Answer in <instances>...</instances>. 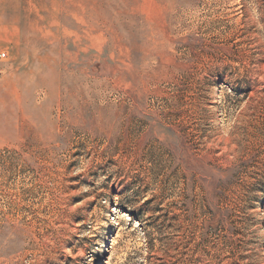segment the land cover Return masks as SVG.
<instances>
[{"label":"rangeland","instance_id":"374dc122","mask_svg":"<svg viewBox=\"0 0 264 264\" xmlns=\"http://www.w3.org/2000/svg\"><path fill=\"white\" fill-rule=\"evenodd\" d=\"M0 264H264V0H0Z\"/></svg>","mask_w":264,"mask_h":264},{"label":"built area","instance_id":"2783aa9c","mask_svg":"<svg viewBox=\"0 0 264 264\" xmlns=\"http://www.w3.org/2000/svg\"><path fill=\"white\" fill-rule=\"evenodd\" d=\"M1 57H5V55H1Z\"/></svg>","mask_w":264,"mask_h":264}]
</instances>
